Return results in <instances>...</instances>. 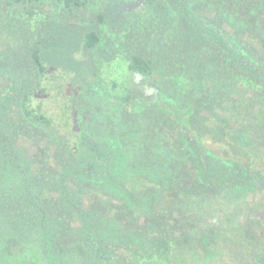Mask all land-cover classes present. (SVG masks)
<instances>
[{"label": "trees", "instance_id": "16d2710c", "mask_svg": "<svg viewBox=\"0 0 264 264\" xmlns=\"http://www.w3.org/2000/svg\"><path fill=\"white\" fill-rule=\"evenodd\" d=\"M86 4V0H0V46H9V40L15 37L24 38L25 45L32 46L30 62L38 80L32 91L20 97L22 117L44 127L65 150L77 154L82 146L88 155L91 141L85 140L80 131L79 94L92 84L87 71L95 65H88V55L97 49L100 36L80 21H42L54 7L67 19H74ZM204 6L232 32H222L217 27L214 41L196 39L190 32L176 33L168 47L172 51L162 56L130 45L125 74L149 80L165 71L178 78L188 77L186 81L193 84L185 74L194 70L200 81V85L196 84L198 97L207 93L205 88L216 89L218 82H225L239 99L231 104L228 115L211 114L198 133L187 129L191 125L189 117L184 116L193 111L196 100L186 113L172 106L169 123L179 126L172 136L120 137V149L108 153L107 164L116 166L120 181V207L111 211L114 216L120 213L124 232L130 231L128 214L149 224L145 235L132 232L124 236L120 232V245L112 238L98 242L105 256L111 254L106 257L120 255V264H183L186 258L189 264H217L229 245L230 250L243 255V264H264V214L252 217L250 204H238L245 214L250 212L243 215L241 222L232 212L222 219L209 213L207 218L212 224L204 221L200 227L185 222L183 217L188 208L199 212L200 203L208 197H221L229 204L257 191L258 186L263 194L259 206L264 207V0H206ZM103 17L97 15L99 24L104 23ZM126 145L130 149H125ZM105 146L109 147L108 143ZM3 148L0 190L21 200L23 196L31 199L34 190L29 188L33 183H8L17 175L11 174V158ZM90 156L78 162L82 169L73 168L66 179H71L70 175L88 177ZM181 175L189 178V190L178 186ZM30 202L37 212L42 209L38 201ZM161 212L168 216L166 221L160 219ZM187 230L196 237L185 239ZM185 241L192 248L188 254L182 244ZM22 247L18 255L7 254L6 261L24 259L30 264H51L42 248L26 244ZM107 264L119 263L111 260Z\"/></svg>", "mask_w": 264, "mask_h": 264}, {"label": "rangeland", "instance_id": "374dc122", "mask_svg": "<svg viewBox=\"0 0 264 264\" xmlns=\"http://www.w3.org/2000/svg\"><path fill=\"white\" fill-rule=\"evenodd\" d=\"M86 1V8L75 15L76 19H67L54 7L42 21H80L100 36L97 49L88 55V65H95L87 71L92 84L79 94L80 131L85 140L91 141L88 155L82 146L77 154L65 150L44 127L22 117L20 97L32 91L38 80V73L30 62L32 46L17 37L9 40V46H0V151L4 147L11 158V174L17 175L8 183H33L29 189L34 190L31 199L23 196V200L0 190V264H30L24 259L6 261L7 254L18 255L24 250L22 244L45 250L51 264H107L111 260L120 264V255L106 257L111 254L105 256L98 243L112 238L120 245V232H124L120 213L114 216L115 212L111 211L120 207V181L116 166L107 164L108 153L120 149V137L126 140L129 135L132 138L172 136L173 130L179 128L176 123L175 127L170 125L172 106L186 113L196 100L193 111L184 116L189 117L191 125L187 129L198 133L199 126L202 130L211 114L228 115L231 104L239 99L225 82H218L216 89L205 88L207 93L198 97L200 81L194 70L185 74L193 84L186 81L188 77L178 78L165 71L149 80L132 79L125 74L130 45L162 56L172 51L168 47L174 34L179 32V35L190 32L196 39L210 41H214L213 32L217 27L230 34L232 30L226 23L205 10L206 0ZM98 14H103V24L98 23ZM107 143L109 147L105 146ZM89 155L92 161L88 177L70 175L71 179H66L73 168L82 169L78 162H84ZM177 170L181 172L180 168ZM180 177L178 186L189 190V178ZM256 190L229 204L221 197H208L199 205L200 211L208 212L195 213L188 208L183 213L184 221L200 227L205 222L212 224L207 218L209 213L222 219L232 212L241 222L243 215L250 213L245 214L243 206L238 205L241 202L251 205L252 217L261 216L264 207L259 205L263 194L259 186ZM39 198L44 201L43 205ZM125 199L128 202L129 198ZM32 200L38 201L42 209L37 212L31 205ZM219 203L222 205L218 207ZM159 217L163 221L168 219L162 212ZM126 218L130 221V231L124 232V236L132 232L145 235L148 223L143 224L144 220L134 214ZM29 221L36 225L31 226ZM183 235L185 239L196 237L192 230ZM182 244L186 254L192 251L187 241ZM222 252L224 257L217 264L244 263L243 255L230 250V245ZM188 262L186 258L182 263Z\"/></svg>", "mask_w": 264, "mask_h": 264}]
</instances>
